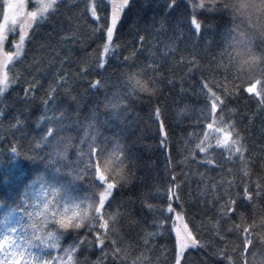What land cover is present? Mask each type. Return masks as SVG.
I'll list each match as a JSON object with an SVG mask.
<instances>
[{"label":"snow or ice","instance_id":"6c2138e0","mask_svg":"<svg viewBox=\"0 0 264 264\" xmlns=\"http://www.w3.org/2000/svg\"><path fill=\"white\" fill-rule=\"evenodd\" d=\"M133 3L134 0H85L83 16L92 37L89 46L96 44L95 59L90 62V54L85 48L70 49L66 53L67 63L59 59V71L50 74L51 83L41 101L44 110L37 117L38 136L27 149L8 143L10 156L6 165L0 168V187L9 189V193L0 195V209L4 210L0 221V264H151L144 253L152 250L150 246L159 235L156 229L164 228L168 221H171L168 231L172 264H188L187 253L193 250L204 253L206 258L201 259L202 264H209V258L212 264H232L226 248L208 251V243L199 231L189 228L192 221L185 222L186 217L193 207L204 215L211 213L209 231L215 233L216 225L226 219L235 220L238 213L247 211L254 201L264 204V167L258 160L245 159V154L250 156L251 151L245 148L237 125L225 119L229 105L241 99L255 103L264 115V76L229 89L227 68L237 57L251 55L247 51L249 37L240 32L232 20L226 22L222 32H210L212 25L201 19H207L206 13H219L223 19L225 14L230 15V10L235 13L251 9L256 14L253 28L264 32V0H239L233 5L223 0H166L150 21L145 18L144 28L137 23L128 29L127 35L133 36L132 51L130 55H123L128 51L123 30ZM67 7V0H0V97L10 94L20 83L16 65L26 54V45L31 43L36 30ZM72 7L79 8V4ZM157 17L160 25L155 32L157 38L161 34L167 36L165 25L172 31V36L164 43L163 64L153 53L144 55L152 47L149 40ZM173 20H177L175 25ZM181 24H186L189 35L198 36L202 42L206 40V33L212 36L206 42L204 54L196 53L197 59L186 61L181 55L173 60L181 71L187 69V74L196 80L199 88L196 95H202L205 101L200 110L203 120L197 118L199 131L190 134L195 138L194 147L184 149L187 154L181 163L195 165L197 174L202 177L200 183L209 172L219 169L221 174L220 182L214 177L208 180L207 193L212 199H205L203 207L199 200L191 205L185 199V188L190 187L191 167L187 173L175 174L177 165L172 154L175 129L165 115L169 97L159 87L163 83L169 92L175 93L174 102L175 96H180V103L187 96L183 87L180 92H175V79L161 74L167 67L168 54L180 51L175 45L183 35ZM74 39V36L68 37L61 43H71ZM213 49H218L219 53ZM159 51L156 48V52ZM80 52H84L83 59H74L70 54ZM142 56L149 62L138 64ZM252 62H255L254 56ZM73 64L77 65L75 72L69 70ZM171 71L174 76L175 70ZM93 76L99 78L89 79ZM26 82L29 86L24 89L25 101L30 97L34 99L36 91L43 87L35 80ZM183 83L186 81L181 77ZM111 89L120 91L109 99L107 93ZM101 94L104 100L98 98ZM144 99L149 108L148 119L155 128L153 138L165 159V174H161V182L155 184H147L146 178L142 179L132 171L133 145L128 142L134 134L127 123L128 113ZM185 111H188L187 105L177 106L176 115L181 116ZM70 112L77 114L72 127L78 138L71 156L68 147H61V144L67 145V140L59 139L63 122L70 119L67 115ZM82 113H86V124L79 123ZM10 115L17 131L31 127L24 113L16 116L0 112L4 118ZM21 117H24L23 122ZM259 151L264 153V147ZM21 158L33 164L32 174L24 176L17 169ZM236 162H239L242 174L239 183L234 184L224 179L233 174L231 170L225 171V164ZM200 168L205 172L199 173ZM253 175L256 180L252 179ZM145 187L154 188L155 192H146ZM126 188L133 194L139 193L136 195L139 207H135L129 198L124 205L125 211L121 212L119 201ZM160 189H163V195H160ZM155 200H159L158 205L151 202ZM114 206L116 210H113ZM122 220L128 222L127 231ZM235 227L246 257L254 247L255 229L251 221L244 227L236 223ZM173 232L174 240L171 239ZM121 233L125 239H130L132 233L137 237L141 251L131 261L128 247L120 239ZM92 249L101 253L96 261L89 259V255H94ZM244 264H247L246 259Z\"/></svg>","mask_w":264,"mask_h":264},{"label":"trees","instance_id":"16d2710c","mask_svg":"<svg viewBox=\"0 0 264 264\" xmlns=\"http://www.w3.org/2000/svg\"><path fill=\"white\" fill-rule=\"evenodd\" d=\"M84 2L85 0H67L68 7L62 10L61 14L56 18L42 23L36 30L31 43L26 45V54L22 57L21 62L16 65V71L21 77L20 83L15 85V90L11 91L10 94L0 97V112L11 113L16 116H20V113H24V117L28 118V123L31 127H26L23 132L17 131L13 126L14 121L11 120V115L8 116V118L0 116V168L6 165L8 157L10 156V151H8L9 142L18 147L23 145L24 148L27 149L30 142L38 136L37 117L44 110L41 101L44 98L45 90L48 89L49 83H51L50 74H55L59 71V59H63L67 63L66 53L73 48H85L87 53L90 54V62L95 59L93 50L96 48V44H91L89 46L92 37L89 35L90 28L85 24V18L83 16ZM165 2L166 0H134L132 10L128 13V18L123 30L126 34L125 39L128 42V51H124L123 55H130L132 51L133 36L127 35L128 29L137 23H139L140 28H144L145 24L143 21L145 18H148L150 21V18L156 15V11L163 6ZM185 2H187V0H185ZM223 2L233 5L237 4L239 0H223ZM75 4H79V8L74 9L72 5ZM188 11L190 12L191 8H189ZM205 15L207 19L203 17H201V19L204 20L205 24L212 25L209 30L210 32H222L226 22L232 20L233 24L240 32L247 33L250 40L247 51L250 52L251 55L245 54L237 57L227 68L229 77L227 87L233 89L237 86H243L253 78L264 76V32H260L253 28V25L256 23V14L249 9L248 12L237 11L235 13H231L230 10V15L228 16L225 14L223 19H221V14L219 13H206ZM179 19L182 20V18ZM157 21V24L153 28V35L149 40V44L152 45V47H149L144 55L148 56L149 53H153L158 62L163 64L165 60L162 58V55L166 51L164 43L168 42L169 37L172 36V31L165 25L167 36L161 34L159 38H157L155 32L160 26L159 17H157ZM172 23L175 25L177 20H173ZM69 28L72 30H68ZM181 29L183 35L180 38V42H177L175 45L180 51L168 54L166 57L167 67L164 68L161 74L175 79L177 81L175 92H180L181 87H183L187 96L182 103H180V96H175L174 102L172 97L175 93L169 92L163 83L160 84L159 87L164 91V95L169 97L166 101L168 111L165 115L175 129L172 152L174 161L177 165L175 174L179 175L181 171L187 173L189 167H191V175L188 180L190 187L185 188V199H187L191 205H195L197 200H199L200 206L203 207L205 199L209 201L212 199V196L207 193L206 185L208 180L214 177L217 182H220L221 174L219 169H217L216 172H209L208 175L203 178L204 182L200 183L202 177L197 174L195 165L189 166L186 162L181 163V161L184 160V156L187 154L184 152V149L194 147L195 138L190 134L199 131V128L196 127V123L198 117L203 120V114L200 110L204 107L205 101L202 95H196V93L199 92V88L196 87V80L187 74V69L181 71L178 66L173 64V60L179 59L181 55H183L186 61L197 59L196 53H200L201 55L204 54L206 42L207 40H211L212 36L206 33V40L202 42L198 36L189 35L186 24H181ZM72 36H74L75 39L71 43H61V41ZM156 48H159L160 51L156 52ZM213 52L218 54L219 50L213 49ZM70 54L74 59H83L84 57V52H80L78 55L76 53ZM253 56L255 57V62H252ZM148 62L149 60H145L143 56L137 61L138 64ZM76 67L77 65L73 64L69 70L75 72ZM173 69L176 73L174 76L171 71ZM136 70L137 69H132V71ZM150 76L151 74H149L148 78H150ZM181 77L184 78L186 83L181 84ZM98 78L99 77L95 76L89 77V79L92 80ZM198 78L197 76V79ZM113 79H115V77H113ZM33 80L36 81L37 85H42L43 87H40L38 91H36L34 99L30 97L25 101L24 89L29 86L26 81ZM142 82H144L143 79ZM193 89H195V91ZM79 90L83 92L84 89L80 87ZM117 91H120V89H111V91L107 93L109 99H111L112 94ZM73 95H75V93H73ZM143 95L144 94H141V96ZM61 97H63V90H61ZM98 98L104 100V95L101 94ZM185 105H187L188 111H185L181 116H177V106L183 108ZM110 109L111 106H109V111ZM229 110L225 119L229 123L237 125L236 130L239 131L240 136L244 138L243 143L245 148L251 151L250 156L247 153L245 154V159L250 162L258 160L260 166L264 167V153L259 151L261 147H264V115L260 114L255 103H248L244 99H241L238 103L234 102L230 104ZM102 111H104V109H102ZM148 112L149 108L146 99L138 102L135 108L129 111L127 123L131 125L130 131H134V134L131 135L128 142L133 145V156L131 160L132 171L142 179L146 178L147 184H155L160 183V175L165 174V159L164 156L160 154L157 140L153 138L155 128L150 124ZM85 114L86 113H82L80 115V124L87 123V121L84 120ZM49 115H51V113H49ZM67 115L70 119L64 120L63 130L60 133L59 139L61 141L67 140V145L61 144V147H68V152L71 156L75 145L78 143L77 131L72 127V121L76 120L77 114L70 112L67 113ZM57 116H59V112ZM24 117H21L22 122ZM101 119H104V117L102 116ZM57 127L61 126L57 125ZM185 129L187 132L184 131ZM101 131H103V129H101ZM80 135H83V133H80ZM189 140H192L191 144ZM55 144L56 142H54V145ZM216 154L219 155L218 152ZM224 156L226 158L227 154L225 153ZM33 167V164L24 158H21L17 164V169L24 176L32 174ZM244 167L249 168V165H244ZM228 170H231L233 174L225 176L224 179L234 184L239 183V175L242 174L239 171V162L235 164L226 163L225 171ZM198 172L204 173L205 169L200 168ZM252 179L256 180V176L253 175ZM225 187H227L226 184ZM144 190L146 192H155L154 188L145 187ZM221 191H223V189ZM232 191L235 192V188H233ZM6 193H9V189L7 187H0V195ZM137 194L139 193L133 194L126 188L124 192H122V198L119 201V211H125L124 205L129 198L134 202L135 207H139V202L136 200ZM160 195H163V189H160ZM151 202L156 205L159 204V200ZM220 203L223 204L224 201L221 200ZM113 210H116L115 206ZM3 216L4 210L0 209V221L3 220ZM210 216L211 213L204 215L198 208L193 207L185 221H192V223H189V228L200 232L204 241L209 245V252H213L217 248H226L231 257L232 264H244L245 259L247 264H264V204H261L259 201H254L253 206L247 211L238 213L235 220L226 219L216 225L217 231L215 233L209 231V227L211 226L209 224ZM248 221H251L255 229V234L253 236L254 247H251L245 257L235 224L239 223L241 227H244ZM121 223L124 225L125 231H127L128 222L122 220ZM212 224L214 225L215 222L213 221ZM170 227L171 221H168L164 228L156 229L159 235L154 238L150 246L152 250L145 251L144 253L145 256L150 259L151 264H172V243L170 242L168 231ZM220 237L223 239H220ZM120 239L128 247L129 261L140 255L141 250L137 246V237L135 233H132L130 239H125L123 233H121ZM171 239H175L174 232L171 234ZM91 251L94 252V255H89V259L91 261H96L101 253L95 249ZM187 255L189 257L188 264H202L201 259L206 258L204 253L194 250L187 253ZM81 259H83V257H81ZM209 264H212L211 258H209Z\"/></svg>","mask_w":264,"mask_h":264},{"label":"rangeland","instance_id":"374dc122","mask_svg":"<svg viewBox=\"0 0 264 264\" xmlns=\"http://www.w3.org/2000/svg\"><path fill=\"white\" fill-rule=\"evenodd\" d=\"M177 226H179V222H177ZM187 231V229H185V232Z\"/></svg>","mask_w":264,"mask_h":264}]
</instances>
